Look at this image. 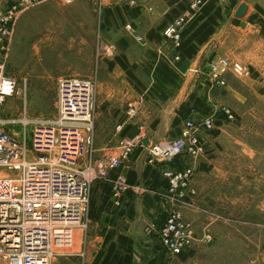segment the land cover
Here are the masks:
<instances>
[{
    "label": "crops",
    "instance_id": "obj_1",
    "mask_svg": "<svg viewBox=\"0 0 264 264\" xmlns=\"http://www.w3.org/2000/svg\"><path fill=\"white\" fill-rule=\"evenodd\" d=\"M15 1L0 0V8H7ZM140 1L144 9L129 8L125 0H112L106 7L109 19H115L117 22L116 16H120L125 23L129 20L143 40L137 41L130 34L123 32L124 26L120 28L119 24L113 23L116 29L113 37L121 55L117 57L116 53V59L108 61V70L112 74L122 76L127 88L122 92L118 105L111 103L107 107V99L100 98L101 106L95 117V135L99 139L96 151L106 153L116 147L122 136L116 128L125 121V113L131 104L139 108L138 116L134 121L126 123L123 135L132 136L139 127H144L148 145L174 138L184 121L190 117L216 118L220 114L223 119L216 120L218 122L215 129L200 131L205 151L212 152L194 161L192 188L195 195L190 194L192 198L187 199L186 204L196 205L194 200L197 196L206 190L212 191L216 187L211 183L214 176L218 178L216 182L219 189H226L231 178L237 177L242 181V186H251L250 192L245 191L240 195L254 199L259 197L257 201L261 200L260 208L264 210V149L263 144L258 141V131L264 127V107L243 108L247 101L243 100V95L231 84L229 75L225 76V86H220L212 83L201 72L212 58L223 57L250 66L260 75L264 74V0H228L226 4L207 0L206 8L220 7L222 14L216 15L214 9L210 15L204 16L203 21L190 29L185 40L190 38L203 22L211 17L214 19L212 34L201 44L193 40L191 45L196 52L190 58L178 55V51L163 39L161 30L186 11L193 0ZM54 3L47 2L41 8ZM241 3L247 5L248 11L244 17L236 18L234 13ZM48 16L49 13L42 11H28L22 15L16 27L11 50L18 52L22 50L23 43H26L27 46L32 45L35 52L40 53V47L47 45L53 34L66 33L65 28L59 26L47 30L39 29L37 25L48 20ZM30 36L34 37V42L29 44ZM37 36L38 38H35ZM117 59H121L126 68L122 67ZM195 70L199 72L196 73ZM139 74L146 75V86L137 85ZM255 96L264 100V93L257 92ZM230 102L233 103L237 123L224 117L223 109ZM114 109L119 110L117 118L120 120L116 126L112 123L104 130L100 117ZM106 132L108 133L103 136ZM216 144L218 149H214ZM146 147L138 149L121 169L127 179L133 181L132 185L144 188V192H128L120 208L113 205L108 193V202L99 218L88 216L87 223H91L92 232L94 231L83 238L88 252L84 246L82 251L63 254L66 260L75 259L76 264H95L100 254H103L101 261L106 257L110 245L113 244L115 249L112 257L128 253L132 258L131 264H138L137 258L145 257L142 248H153L157 243L155 227L165 218L170 202L161 175L162 168L149 163ZM211 154L215 155L210 156ZM104 196L101 185L96 186L93 197L98 203ZM178 208L183 210V215L188 221L190 217L186 211L182 206ZM189 222L194 225L192 221ZM107 236H111L109 242H106ZM156 252L159 255V250ZM156 252L155 255L148 253L147 258L152 256L155 259ZM155 260L157 263V259Z\"/></svg>",
    "mask_w": 264,
    "mask_h": 264
},
{
    "label": "built area",
    "instance_id": "obj_2",
    "mask_svg": "<svg viewBox=\"0 0 264 264\" xmlns=\"http://www.w3.org/2000/svg\"><path fill=\"white\" fill-rule=\"evenodd\" d=\"M78 1L81 0H16L13 5L0 8V111L10 97L22 95L16 79L7 73L21 16L47 2L70 6ZM91 1L103 7L112 0ZM213 1L226 4L228 0ZM125 3L132 9H144L140 0H125ZM205 4V0H193L186 11L161 30L163 39L175 50L183 41V32L194 23ZM125 30L137 41L143 40L130 22ZM115 54L114 44L100 41L98 58L110 60ZM201 72L220 86H225V76L229 73L237 79L252 73L248 66L223 57L212 58ZM95 106L92 78L64 76L57 81L55 116L47 121L27 120L32 124L29 139L26 128L21 136L6 131L0 117V264H52L56 256L63 255L59 250L71 248L76 232L88 221L94 179L109 184L111 199L117 207L122 206L128 192L142 190L130 185L121 172L124 163L138 149L146 147L144 127H139L132 136L123 135L126 123L135 120L139 108L129 105L125 121L116 128L122 134L120 141L90 166L84 161L94 140ZM223 114L228 121L234 118L228 109L224 108ZM215 125L214 116L200 120L190 117L174 138L146 147L149 163L162 168L163 181L173 200L183 202L195 195L194 161L205 152L200 131L211 130ZM176 162L181 167L174 166ZM155 231L161 256L188 254L197 241L192 223L175 208L166 213ZM205 240L211 241V236L207 235Z\"/></svg>",
    "mask_w": 264,
    "mask_h": 264
},
{
    "label": "rangeland",
    "instance_id": "obj_3",
    "mask_svg": "<svg viewBox=\"0 0 264 264\" xmlns=\"http://www.w3.org/2000/svg\"><path fill=\"white\" fill-rule=\"evenodd\" d=\"M42 6L29 10L49 13L48 20L40 22L37 25L38 28L47 30L59 26L65 28L66 33L53 34L47 45L40 47V50L42 49L40 53L35 52L32 45L27 46L26 43H23L22 50L18 52L11 50L7 73L16 79L18 87L22 90V95L10 97L0 111V117L5 123L4 129L21 136L24 134V128H26L28 139L32 128V124L28 121L37 119L47 121L55 116L59 78L79 76L93 79L96 98L95 117L101 106L100 98L107 99V107L111 103L118 105L122 92L126 91L127 88L122 76L112 74L108 70L109 59L98 58L97 50L102 40L111 42L116 47L113 37V33L114 36L116 34V29L113 27V23L119 24L120 28L123 26L125 28L129 20L125 23L120 16H116L117 22L114 21L115 19H109L106 14L108 5L102 7L99 3L91 0H81L70 6H62L56 3L41 8ZM123 32L129 35L125 29ZM33 38L32 36L28 38L29 44L34 42ZM116 53L117 57L121 55L117 47ZM112 59H116V54ZM248 67L252 73L247 78L237 79L229 73L230 82L243 95V100L247 101L243 108L259 107L262 109L264 100L255 98V95L257 92L264 93V74L261 73V76L254 68ZM138 77L137 85L139 87L146 86L148 82L146 75L139 74ZM233 107V103L230 102L225 109L233 114L232 121L237 123L238 119L234 114ZM118 114L119 110L114 109L100 117L104 130L112 123H115L116 126L120 120L117 118ZM96 126L97 122L95 121ZM258 132L260 137L258 141L264 146V127L262 126ZM107 133H103V136ZM98 140L94 130L92 148L84 161L90 166H94L105 154L96 151ZM214 149H218L217 144ZM210 153L205 151L203 155ZM215 154L217 155V150H215ZM88 172L95 176V173ZM216 181L218 178L214 176L211 183H214L216 187L212 191L209 189L197 198L194 197V199L196 198L194 200L196 205H188L186 201H175L168 194L170 206L166 213L173 208L183 213V210L178 208V206H182L190 217L188 221L194 223L192 226L197 241L187 254V258L182 260L180 257L158 255L156 251L160 250V246L155 243L153 248H142L145 257L137 258L138 264L151 262L153 264H264V210L260 208L261 200L257 201L259 197L254 199L250 196L240 195L245 191L250 192L251 186H242V181L237 177L231 178L226 189H219ZM105 183L107 184L101 179H94L90 189V200L95 187ZM142 190L144 192V188ZM208 221H212V224ZM89 233H94V231L92 232L91 223H86V226L80 230V235L73 246L68 249H61L59 253L67 254L82 251L85 246L83 238L85 239L86 236L90 235ZM207 235L212 237L210 242L205 240ZM85 247L86 252H88V246ZM155 252L157 263L152 256L147 258L148 253L155 255ZM52 264H76V262L75 259L66 260L63 255H58L53 259Z\"/></svg>",
    "mask_w": 264,
    "mask_h": 264
},
{
    "label": "trees",
    "instance_id": "obj_4",
    "mask_svg": "<svg viewBox=\"0 0 264 264\" xmlns=\"http://www.w3.org/2000/svg\"><path fill=\"white\" fill-rule=\"evenodd\" d=\"M207 2V0H205ZM215 2V1H214ZM217 3V2H215ZM215 9V13L216 15H221L222 14V9L220 7L215 8L214 6H210L209 8H206V4L202 7L197 19L194 21V23L183 32V41L180 44L179 48H177L178 51V55H180L182 58H190L195 52L196 49L194 48L192 44L193 40L198 41V43H202L206 37H208L210 34H212L213 32V27L212 25H214V19L213 17H211L208 21L203 22L202 25L190 36V38L185 40V37L189 34L190 29H192L194 26H196L199 22L204 20V16L205 15H210V12L212 10ZM189 44L191 46H189ZM117 62L124 68H126L125 64L122 62L121 59H117ZM220 115V114H219ZM216 118V120L218 119V121H220L221 119H223V116H219ZM226 120L227 117L226 115L224 116ZM216 121V123L218 122ZM219 124V123H218ZM176 167H181V164H179V162H176L175 165ZM128 183L130 185L133 184V181L128 180ZM166 186V183H165ZM103 192L105 194L104 197H102L98 203V201L92 196V199L90 200L89 203V212H88V216L90 218H94V219H98L102 209L105 207V205L108 202V193L110 196V186L109 184L105 183L104 185H101ZM94 192V191H93ZM111 199V196H110ZM101 204V205H100ZM123 204V202H122ZM100 205V206H99ZM114 205V203H113ZM120 208V207H118ZM111 236H107L106 237V242H109ZM115 246L113 244L110 245L109 247V251L106 255V257H104V259L101 261V258L103 257V254H100L98 259L96 260L95 264H98V262L100 261V264H131L132 263V258L129 256V254H125L123 256H118V255H114V257H112V252L115 249ZM180 258L182 260H185L187 258V256L185 255H181ZM149 264H153L152 262Z\"/></svg>",
    "mask_w": 264,
    "mask_h": 264
},
{
    "label": "water",
    "instance_id": "obj_5",
    "mask_svg": "<svg viewBox=\"0 0 264 264\" xmlns=\"http://www.w3.org/2000/svg\"><path fill=\"white\" fill-rule=\"evenodd\" d=\"M247 11H248V7H247V5H246L245 3H241V4L238 6V8L236 9V11H235V13H234V16H235L236 18H242V17H244V16L246 15ZM226 12L229 13L228 10H226ZM144 144H145V145H148V142H147L146 140H144Z\"/></svg>",
    "mask_w": 264,
    "mask_h": 264
},
{
    "label": "bare ground",
    "instance_id": "obj_6",
    "mask_svg": "<svg viewBox=\"0 0 264 264\" xmlns=\"http://www.w3.org/2000/svg\"><path fill=\"white\" fill-rule=\"evenodd\" d=\"M79 233H80V231H77L76 234H75V240H76V241H77V238H78L79 235H80Z\"/></svg>",
    "mask_w": 264,
    "mask_h": 264
}]
</instances>
